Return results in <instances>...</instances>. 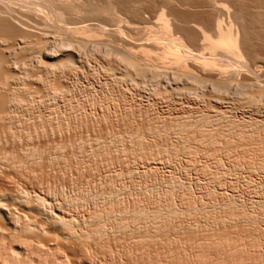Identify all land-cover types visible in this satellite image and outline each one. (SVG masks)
<instances>
[{"label": "rangeland", "instance_id": "rangeland-1", "mask_svg": "<svg viewBox=\"0 0 264 264\" xmlns=\"http://www.w3.org/2000/svg\"><path fill=\"white\" fill-rule=\"evenodd\" d=\"M5 1L0 0V3H3L1 5V7L3 6L1 8L2 11L4 6H6L5 8L8 9H4L5 12H7L5 14L6 17L9 16V18L11 19L12 13L15 14V12L18 11L17 15L18 13H20V20L25 19L27 24H29L26 26L25 20V24L22 23L23 21H21L20 23H22V25L24 24V26H26L27 28L24 27L26 29H22L26 30L25 32L21 31L23 34L21 32L18 33V28H23V26L17 20L13 19L14 16L11 19L12 22H10V19L8 17H5L7 20L9 19L8 22L12 23V25L15 24L19 26L17 28V33H13V35L22 34L23 37H20L23 38V41L27 45V48L19 51V48L17 47L18 42H15V40L13 39V35L12 37L10 36L8 38H4L7 42V44H5L7 45L6 47L10 45H12V47L10 46V51H8L9 47L7 48V52H9V54L7 55H9L10 57H7L9 58V63L6 64V67H9L10 69L8 68V71L5 67L6 69L4 68L5 70H3L2 72L5 71V77L9 75L8 77H10L9 79L11 80H9L7 86L5 85L6 87L4 86L1 89L2 91L0 90V96L6 95L9 91H11L7 95L17 96V98L20 97L22 98L20 100L23 101L22 103L21 101L17 102L19 103L18 105L16 104L17 106L15 104L14 106L12 105V109H10V106L9 109L12 112L9 111V115H6L7 117L4 118L0 116V118H2L0 120V157L6 156L12 158V161L13 158L15 160L13 161L15 162L14 166L12 164H6L5 162L0 163V166L2 164L1 167H3H0V196L2 195V198H4L1 200L2 202H4V205L2 206L4 210H1L2 208L0 204V264H2L1 257L3 256L4 252H6V250L7 252L10 251L9 253L13 252V256L17 255L20 257L25 256L23 253H25V248L27 247L26 244L23 243L24 241L21 243H17V241H15V236L18 234L16 231L13 232L14 228L13 226H11L12 224L4 217L6 211H12L11 213H13L14 216H20L22 219L26 217L24 220H28L29 222L31 221L30 223L32 227L36 229V231H40L39 229H41L42 227V231L46 232L42 233L41 231L40 234L36 233L37 235L30 233H25L23 235V233H20L22 234L21 236H24V239L22 238L23 240L30 242L31 244L40 248H45L46 250L48 249V251L50 250L46 255H33L34 257L32 258L36 263L41 261H45L47 263H51L53 261H63L64 263L66 262V264H264V255H259L256 253L253 255H247L236 252L223 253L222 248L211 245L212 239L223 237L231 238L232 240H236V242L239 241L246 245L250 240H252V238H264V231H262L264 228V221H261L264 219H260L264 216V205L258 206L254 203L255 201L258 202L264 199V172H257L256 170V173L255 171L254 173H249L248 171L250 167H258L257 164H255V166L253 164V166H250V164L254 160H256L255 162H261L262 165H264V34H257V36L252 35L251 38H249L250 43L252 42L251 45L249 43V50L251 51H249V53H251L250 56L249 54H245L243 50H240V52L242 51L240 56L237 57L238 54L236 56V54L232 53L233 56L235 55L233 57L231 55V52H229V54L228 52L224 53L222 51H219L218 49H210L209 46L205 44V42L199 41V36H197L196 34V32L200 33L198 28L200 26H204L205 28L201 27V30L202 28L203 30H205L206 27H209L208 29H206V32L210 36L213 35V32L209 30L211 25L209 23L210 20L214 19L215 15H219L218 11H220H215L213 9L212 13L210 11L211 8L207 7L206 4L203 5L202 3H200V0H183L184 2H182V0H144V3L143 0H106V2H104L105 0H94L95 4L97 3V5H100V3H110V1H113L114 4L115 2H117V4L119 5L121 4L120 6L116 4L117 6L115 5L116 7L114 9L115 13L117 11L118 15H115L118 16L119 19H117L116 17L118 21H110L109 19L106 20L105 16L102 14L101 16H96V18L95 15H91L90 18L92 19V21L89 20L88 22H86L90 26V29L87 27L86 30L89 29L88 31L81 32H79L81 30L79 28L82 26V24H80L79 21V23L77 22L78 19H73L72 23V20L68 19L67 17L69 16L67 15V12L63 13L60 10H56L47 0H33V4L27 2L25 3L24 1H22V4L20 1ZM76 1L81 3L85 0ZM234 1L240 2V0H220V5H222L221 9H224H222L223 12H220L223 13L222 18H224L225 22L228 16L231 17V20H233V7L236 6ZM242 1L240 3H243V6H247V10L250 11L249 14L255 12V15L252 14V17L255 16L258 20L262 19V21L260 20V22L264 23V16L261 15L262 18L257 17L258 13L262 14V10H264V0H255L256 2L253 0H250V2L249 0H244L243 2ZM10 2L13 3L12 8V5H7V3L10 4ZM94 2L93 0H90V3L94 4ZM113 3L111 2V4ZM246 6H244L245 9ZM36 7H38V9H36ZM162 9L164 10V14H162V16L159 18L158 14L160 11L162 12ZM202 10L205 11L203 12ZM259 10L262 12H260ZM200 11L202 13H200ZM257 11L259 12L256 13ZM21 12H23V16H21ZM165 12L167 13V16ZM4 13H2V15L0 16H3ZM10 13L11 15H8ZM79 14L84 15L81 12ZM28 15H31L32 17H29ZM160 15L161 14H159V16ZM188 15L189 18H187ZM80 16H74V18H80ZM17 17L14 18L17 19ZM20 17H18V20ZM69 17H71V14ZM33 18H36L37 20L35 19L34 22ZM181 18H183V21L180 20ZM120 19L125 20L121 22ZM155 19L159 21V25L156 23L157 21ZM166 19H169L170 22H167ZM230 19L228 18V20ZM30 20L34 23L30 22ZM40 20H42L43 22L41 21V23ZM68 20L71 23L68 22ZM36 21L41 23V25H38L39 23H36ZM65 21L68 23H65ZM106 21L108 22L106 23ZM200 21L204 23L202 24ZM160 22L163 23L162 25H165V23H167V27L168 25H170L171 27L169 26L168 28L172 31L173 35L174 32H180L181 37H184L183 40L182 38L180 39L183 42L185 41L184 43L187 45V47H192L188 50L187 47L179 46L177 43L176 45L173 44L172 48L169 47V45L172 46L171 41L175 42V40H172L171 37V39L169 38L170 40H167L168 37L163 38V33L162 35H160L162 32H160V28L162 27ZM185 22L188 26L184 25ZM189 22L191 24L193 22L196 23H193L191 25ZM43 23L45 25H43ZM86 23L83 25L87 26ZM174 23H176V25ZM32 24H34L36 28ZM71 24L76 26L72 27L73 25ZM133 24H136L137 26H134ZM173 24L178 28H174V26H172ZM196 24L197 26L195 27ZM30 26H32V28ZM40 26L45 28H41ZM70 26L71 28H69ZM99 26H101V28L104 27V30L100 29ZM115 26H117V28ZM38 27L43 30H40ZM29 28H31V30H29ZM44 29L48 30L47 32L49 33L45 32ZM112 29L118 30L117 32H112ZM175 29L177 31H175ZM184 29L188 30L189 35ZM75 30H77V32ZM161 30H163V28ZM189 30L190 32L193 31L191 33H194L195 35L194 36L192 34V39H189L191 38V33L189 32ZM208 30L209 32H211L209 33ZM34 31L37 33H34ZM42 31H44V33H42ZM52 31L55 33L53 34ZM135 31H137V34L135 33ZM139 32L141 35L139 34ZM182 32L184 36L182 35ZM30 33H32V35ZM38 33L41 34V36ZM106 33L107 35H105ZM178 33L177 35L180 36ZM76 34L78 36H76ZM126 34H128L129 36H127ZM30 35H35V37H30ZM108 35L111 36L109 37ZM159 35L162 36V40H160L161 37H159L160 39L157 38ZM187 35L189 38L187 37ZM16 36H14V38H16ZM24 36H28V38ZM196 36L198 39L195 38ZM52 37L55 38L53 39ZM56 37H61L65 40L67 39V41L64 40L65 43L62 42L63 45H60L59 42H61V39L58 40L56 39ZM133 37L136 40H134ZM142 37L145 38L143 39ZM11 38L12 40H9L11 41L9 45L7 40ZM148 38L153 39H149L147 40L148 42H146V39ZM156 38L157 40H155ZM138 39L140 40V42ZM71 40L72 42H83L82 45H84V47H82L81 44H79L80 46L78 45L80 48L77 47V45L76 47L75 45L71 46ZM152 41L154 42V44L156 42H160V44L157 43V46H155L153 45ZM145 42L148 44H146ZM75 43L76 42H74V44ZM99 43L102 44L100 45ZM138 43L139 46L140 44H142V49L145 48L144 53L146 54L143 53V50L140 49V47L139 49L142 50V52L137 51L139 50L136 49ZM109 44L113 47L112 50L106 48L107 46L109 48ZM162 44H167L168 46H166L170 48L171 52L173 49L175 50V47H180V50L177 49V51L179 50L181 54V56L179 55V57H184L182 58V60L185 61L177 62L176 60H178L179 57L176 54L174 55L175 51L173 52V54L170 52L171 55L168 54L169 52L166 53L169 49H167L166 51L167 47L164 45L166 48H162L164 47ZM202 44H204L205 46ZM97 45H99L100 47ZM36 46L42 47L36 48ZM129 46L133 47V49L131 47V49L133 50L132 52H141L143 55L142 58L141 54L139 56L138 53L137 57L135 56V58H140L141 60L146 59L145 61L148 63V68L154 66V68H152L153 70H150V68L143 71H138L135 70L136 68L134 69L132 67L131 68L134 71L130 67L129 69V64L125 62L126 58L125 60L122 59L125 56L122 50H124V48L128 49ZM43 47L45 49H42ZM72 48L74 49V51H72ZM115 48L117 49V51L114 50ZM119 48L120 50H122L118 51ZM134 48L136 50H134ZM193 49L195 50L193 51ZM88 51L89 53H87ZM71 54H73L74 56L72 55L71 57ZM7 55L5 53V56ZM83 55L84 57H82ZM108 55H110L111 57ZM116 55L119 57L118 60H121L120 62H118ZM203 55L205 57H203ZM243 55H247L245 56L247 58H245ZM170 57L174 60L176 58V62H173V59H171ZM18 58L21 60L23 59V62H20ZM71 58L75 62H72ZM39 59H41V62L39 61ZM79 59L80 61H78ZM205 60L207 61V63L208 61L212 63L214 62V65H211L212 67L204 65L203 63L205 62ZM156 61L159 62L157 63ZM200 61L202 62L200 63ZM111 62H115V65ZM164 62L168 64H165ZM184 62L186 66L184 65ZM69 63L73 65H70ZM119 63L122 64L120 65ZM156 63L157 65H155ZM161 63L163 65L160 66L159 64ZM62 64L64 65V68ZM65 65H67L68 68L70 66L69 70L66 69L67 66ZM183 65L184 67L182 68L181 66ZM57 66L59 69L57 68ZM227 66H230V69ZM179 67H181L184 72L187 73H190L189 69L190 71L192 69V74L188 76L189 78H191L189 79L187 76L181 78L183 76L179 74V71L181 73L182 69L180 70ZM53 68L55 72L53 71ZM155 68H157V71ZM161 68H163L164 71H161L160 73V71L158 72V69L160 70ZM186 68L187 71L185 70ZM126 69L128 72L125 71L124 73V70ZM67 70L69 71L68 73ZM168 70L170 72L173 71L174 73H167L169 72ZM62 71L64 73H62ZM176 71L178 72L176 73ZM156 72H158L159 74ZM135 73L137 74L136 77ZM164 73H166L167 75H164ZM172 73L174 74V76H172ZM212 73H214L215 75ZM12 74L13 76H10ZM127 74L128 76H126ZM138 74L140 75L138 76ZM198 74H200V76ZM14 75H16V77L14 78L16 79V82L11 78L14 77ZM212 75L218 76L219 79H223L220 80L221 82H224V79H226V81L228 80L226 82V85L224 84L225 82L221 84L220 82H212L211 79L213 78V81L216 82L215 77H211ZM130 77L132 78V80H130ZM207 77L209 79L211 78L210 85ZM38 78L40 80H38ZM241 78H245V81ZM248 78L252 79V81L248 80ZM153 79L154 81H151ZM172 79H174L176 82H174V80ZM177 79H179L180 81ZM187 79H189L190 82ZM238 80L241 82L238 83ZM246 80L248 81L246 82ZM230 81L232 82V84ZM235 81L237 83H235ZM242 81L244 83H242ZM213 83L215 84L214 88L218 91L214 90L213 87H210ZM216 84L218 85V87ZM219 84L220 86L222 84L225 85L222 86L224 88L221 87L223 90L220 88L222 92L218 89L220 87ZM253 84L255 86H252ZM256 84L263 85L261 87ZM226 86L228 87V89ZM239 86H241L242 89L238 88ZM229 87L231 88L229 89ZM61 88L64 91H62ZM258 88L262 92H260ZM59 89H61L62 92ZM26 94L27 97L25 96ZM260 94L262 95L261 97ZM202 124H204V126ZM140 139L141 141H139ZM177 148L181 152H179ZM183 149L184 151H182ZM32 152L36 153L37 155L33 154ZM175 153L177 154L176 156H174ZM168 155H170L171 157H168ZM31 157L34 159H32ZM54 162L56 164L58 163V165H55ZM218 165L221 167H219ZM5 168L7 170H5ZM215 173L217 175L220 173L218 175V177H221H219V179H221L219 180V182H217L218 177L213 178L214 176H216ZM18 175L20 176L18 177ZM173 182H175L176 184ZM119 191L121 192V194L118 193ZM166 191L170 192L171 194H168V192L166 193ZM114 192L115 194L117 193L120 200H122L123 198L122 201L125 200L124 202H126L127 199L128 204H124L127 207L128 205L130 206L125 210L126 213L124 212V214L123 210L121 211L116 208H114L115 210L112 209L116 214L112 210L111 212L109 211V214L107 213L108 215L105 213L103 215L104 221L102 222L107 225L104 228H107V232L104 231L103 234L106 233V236H108V238H105L106 236L104 234V237L100 235L99 237L97 236V239L96 237H93L94 233L90 234V230L93 229L94 225H92V221L91 224H89L90 222L87 218H91L90 215L93 214L92 211L94 212L95 210H98L101 206L100 204H103L105 202L104 199L107 200L111 193L113 196ZM165 193L169 196L165 195ZM19 194L20 196H27L28 194V196L31 197H33V195H36L38 197L39 195L40 198H44V202H40L42 200L41 199L39 201L36 200L37 202L34 203L43 205L45 203L44 206H47L45 207L47 209H50V207L53 208L57 205V203H60L59 206L63 205L61 209L66 213L62 212V214H64L65 216L74 217L76 220H78V222L76 223L81 224H78V226L76 225L77 229H79L80 227L79 230L81 231V228L84 227V229L87 228V230L85 229L82 231H90L89 240L86 238L87 244H85L86 246L83 245L85 247V250L79 242H74V244L70 247L67 246L66 243H62L58 238L57 230L48 225V223H46L42 216L35 213L34 215H32V213H30V211H28L25 206L23 207V203L19 205L17 204L18 202L16 200H13V198L15 199V197H19ZM103 194L105 197L103 196ZM98 195H100V197ZM158 195L160 196V198L161 196L162 198L164 196H168V198L172 200L173 204L175 203V205L177 206L176 208L178 209H186L190 207L188 206L189 204H186L187 197H192V200L196 199V201H199L194 205V208H197L196 210H192L194 212H183L184 214L181 213L182 215H177L178 217L172 220V222H169L170 224L165 223V225H160L161 227L154 224L153 227L151 226L152 224L144 226V224H147L145 222L142 223L138 221L139 223L137 222V224L136 222L133 224L132 222H130V226H128V229L123 230V232H121L122 230H119L121 233L119 231L116 232L118 230L115 228L117 222H121L124 220L126 222H129L130 220H132V217L130 218V216L132 215L129 211L132 205L130 204L128 199L131 200V198L133 199L134 196L138 197L139 199L141 198V205H145V207L147 208V206L152 207L151 203L149 202L154 198L158 199ZM9 196L12 197V199L10 197L11 200L9 199ZM183 196L186 197L185 201L181 199H184ZM63 197H66L68 199H64ZM230 198L232 199L231 204L234 206L237 203L238 207L235 205L232 208L230 204ZM180 199L183 201L182 203H180ZM233 200L235 202H233ZM162 202L159 203L161 209V205H163ZM64 203L66 205H64ZM179 203L181 205L183 204L182 207ZM228 203L231 207H228ZM96 204H99V206ZM5 206L8 208L6 209ZM97 206L98 209L95 208ZM243 211L253 214L255 213V215L258 216H256V218H259L261 222H257L258 220L256 222L252 221L253 223H251L250 221L246 222V220L244 218H241V216L238 217V215L243 213ZM56 212L58 211L56 210ZM229 213H232L231 215L234 214V216H230ZM261 213L263 214L261 215ZM113 214H115L116 216ZM120 214H123L124 216H121ZM235 214L237 215L238 219L237 217L235 218ZM82 216L84 217L83 219H81ZM106 218H108L109 221L107 219L106 222ZM126 218L128 219L126 220ZM32 221L34 223H32ZM114 221L116 222L114 223ZM85 222L91 225V227H89V225H86ZM110 222L112 223L108 224ZM155 225L158 227L156 228ZM133 226L136 233L138 232V235L135 233L136 237L133 236L135 232L132 231ZM113 228L115 229L114 232ZM129 228L131 229L132 233L131 231H129ZM158 228L160 229V231L157 230ZM146 229L148 230L146 231ZM144 230L147 233H145ZM152 230H155L156 232H153ZM54 232L57 236L53 234ZM149 232L150 234H148ZM124 233L128 234L129 236ZM142 233L146 234L145 236L147 238L149 237L148 235H151L153 240L149 237V240H144L145 242L141 240L140 242L139 238H145V236L143 237ZM110 235H112L113 238L112 236L110 237ZM55 237H57L56 242ZM101 239L103 240L100 243ZM77 243L78 245H75ZM80 246L84 251L80 249ZM54 250H56V252ZM52 251L54 252L50 253ZM200 252L201 255H193V253L198 254ZM203 252H205V255H202ZM217 260H222L223 263H219Z\"/></svg>", "mask_w": 264, "mask_h": 264}, {"label": "bare ground", "instance_id": "bare-ground-1", "mask_svg": "<svg viewBox=\"0 0 264 264\" xmlns=\"http://www.w3.org/2000/svg\"><path fill=\"white\" fill-rule=\"evenodd\" d=\"M3 1V0H2ZM5 1V0H4ZM9 1V0H8ZM11 1H20L21 2V4H22V1H24L25 3L27 2V3H30V4H33L34 2H33V0H11ZM36 1V0H35ZM44 1V0H43ZM47 1H49L50 3H51V5H52V7L53 8H55L56 10H60V11H62L63 13L64 12H67V15H69L70 16V14H71V17H69V16H67L68 17V19H71L72 20V23H73V19L75 20H77V22L79 21L80 22V24H82V26L79 28V29H81L79 32H81V31H88L90 28V26L88 25V23H86V22H88L89 20H91L92 21V19L90 18V16L92 15V16H94L95 15V18H96V16L98 17V15H100L101 16V14L102 15H104L105 16V18H106V20L107 19H109L110 21H115V20H117V19H119L118 18V16H116V15H118L117 14V11H116V13H115V7L117 6V5H119V4H117V2H115V4L113 3V1H110V3H100V5L98 4L97 5V3L95 4V2H94V0H93V2H94V4H92V3H90V0H85L84 2H77L76 0H47ZM115 1V0H114ZM155 1V0H154ZM167 1V0H166ZM169 1V0H168ZM175 1V0H174ZM178 1V0H177ZM180 1V0H179ZM187 1V0H186ZM191 1V0H190ZM196 1V0H195ZM199 1V0H198ZM197 1V2H198ZM219 1V2H218ZM230 1H233V0H230ZM237 1V0H236ZM242 0H240V2H241ZM244 1V0H243ZM242 1V2H243ZM252 1V0H251ZM253 1H255V0H253ZM256 1H258V0H256ZM255 1V2H256ZM260 1V0H259ZM263 1V0H262ZM6 2V1H5ZM101 2V1H100ZM104 2H106V0L104 1ZM111 2L113 3V4H111ZM119 2V1H118ZM121 2V1H120ZM159 2V1H158ZM171 2H173V1H171ZM182 2H184L183 0H182ZM200 3H202L203 5H207V7H210L211 8V12L213 11V9L215 10V11H218V10H220L221 12H223L222 11V9H221V7H222V5H220V0H200L199 1ZM235 2V1H234ZM239 1H237V2H235V7H233L234 8V10H233V20H231L230 18L231 17H229L228 16V18L230 19V20H228V18H227V20H226V22L224 21V18H222L223 16V13H221L220 11H218L217 13L219 14L218 16H216L215 15V17H214V19H212V20H210V23L209 24H211L210 25V29L209 30H211L212 32H213V35H208V33L206 32V29H208L209 27H206V29L205 30H203V28H202V30H201V27H204V26H198L199 28V31H200V33L198 32H196L195 30V32H196V34H197V36H199V41H201V42H205V44L206 45H208L209 46V48L210 49H218L219 51H222V52H224V53H226V52H231V55L233 56V54H236V56H237V54H238V56L237 57H239L240 56V54L242 53V51L240 52V50H243V52H245V54H249V56H250V54L251 53H249V43H250V41H249V38H251V36L252 35H256L257 36V34H259V35H261V34H264L263 32H264V23H261L260 22V20L262 21V19H260V20H258V19H256V17L254 16V17H252L253 15H255L254 13L255 12H253V13H250L249 14V12L250 11H248L247 10V6L246 5H244V6H246V9L244 8V6L242 5L243 3H240ZM246 2V1H245ZM244 2V3H245ZM249 2H250V0H249ZM99 3V2H98ZM137 3H139V2H137ZM143 3H144V0H143ZM142 3V4H143ZM225 3V2H224ZM224 3H223V6H224ZM227 3V2H226ZM240 3V4H239ZM259 3V2H258ZM263 3V2H262ZM3 3H0V11H1V14L0 15H2V13H4L5 12V10L4 9H7V8H5L6 6H4V8H3V11L1 10V8L3 7H1V5H2ZM13 3H11L10 2V4H8L7 3V5L9 6H11ZM15 4V3H14ZM117 4V5H116ZM136 4V3H135ZM158 4V3H157ZM164 4V3H163ZM166 4V3H165ZM174 4H176V3H174ZM178 4V3H177ZM181 4V3H180ZM180 4H179V6H180ZM191 4V3H190ZM222 4V3H221ZM229 4V3H228ZM233 4V3H232ZM36 5V4H35ZM116 5V6H115ZM121 5V4H120ZM119 5V6H120ZM140 5V4H139ZM153 5V4H152ZM168 5V4H167ZM183 5H185V4H183ZM198 5V4H197ZM230 5V4H229ZM41 6V5H40ZM145 6V5H144ZM171 6V5H170ZM173 6V5H172ZM177 6V5H176ZM202 6V5H201ZM232 6V5H231ZM13 7V5L11 6V8ZM35 7V6H34ZM141 7H142V5H141ZM146 7V6H145ZM150 7V6H149ZM164 7V6H163ZM168 7V6H167ZM206 7V8H207ZM159 8V7H158ZM173 8V7H172ZM183 8H184V6H183ZM190 8V7H189ZM200 8V7H199ZM20 9V8H19ZM36 9H38V7H36ZM142 9V8H141ZM156 9V8H155ZM175 9V8H174ZM180 9V8H179ZM188 9V8H187ZM186 9V10H187ZM195 9V8H194ZM231 9V8H230ZM229 9V10H230ZM259 9V8H258ZM263 9V8H262ZM261 9V10H262ZM8 10V9H7ZM15 10V9H14ZM44 10V9H43ZM116 10H117V8H116ZM132 10V9H131ZM143 10H145V9H143ZM169 10V9H168ZM173 10V9H172ZM172 10H170V11H172ZM183 10V9H182ZM185 10V9H184ZM191 10V9H190ZM209 10H207V11H209ZM224 10V9H223ZM228 10V11H229ZM17 11V10H16ZM41 11V10H40ZM155 11V10H154ZM163 9H162V12L160 13L159 12V14H161L160 16H159V14H158V17L160 18L161 16H162V14H164L163 13ZM167 11V10H166ZM203 12L205 11V10H202ZM228 11H227V13H228ZM231 11V10H230ZM255 11H256V9H255ZM260 11V10H259ZM259 11H257L256 13H258ZM263 11V12H262ZM262 11H260V12H262V14H260V13H258V18L260 17V18H262V16H264V10H262ZM18 12V11H17ZM17 12H15V14L14 13H12V17L14 16V17H20L19 16V14L20 13H18V15H17ZM83 13L84 15H82V14H79V13ZM134 12H135V8H134ZM133 12V13H134ZM146 12V11H145ZM177 12V11H176ZM188 12V11H187ZM193 12H194V10H193ZM197 12V11H196ZM211 12H207V13H211ZM232 12V11H231ZM7 12H5L4 14H3V16H0V90L6 85L7 86V84H8V82H9V80H11V79H9L10 77H8L9 75H7V73H6V77H5V75H4V73H5V71L4 72H2L3 70H5L6 68H7V70H8V68L9 67H6V64H8L9 63V58H7L9 55H7V54H9V52H7V48L9 47V50L8 51H10V48L12 47V45H10V43H11V41H9V40H12V38L11 39H8L7 41H8V43H9V45L11 46H8V47H6L7 45H5V44H7V42H6V39H4L5 37H12V35H13V33H17V31H18V29H19V31H18V33H20L21 31L22 32H25L26 30H22V29H26L27 27V25L29 24H27V22H26V20L25 19H22V20H20L21 19V17L19 18V20H18V17H17V19L16 18H14L13 17V19H15V20H17L19 23L21 22V21H23L22 23H24L25 24V22H26V26H24V24L22 25V23H20L22 26H23V28L21 27H19L18 25H15V24H13L12 25V23H9L8 21H9V16H7L9 19L7 20L6 18V14ZM8 13H9V11H8ZM11 13L10 14H8V15H11ZM22 13L23 12H21V16H23L22 15ZM46 13H47V11H46ZM120 13V12H119ZM131 13V12H130ZM138 13V12H137ZM155 13V12H154ZM166 13V12H165ZM182 13H184V12H182ZM200 13H202L201 11H200ZM206 13V14H207ZM213 13V12H212ZM216 13V14H217ZM221 13V14H220ZM226 13V14H227ZM14 14V15H13ZM116 14V15H115ZM139 14V13H138ZM141 14V13H140ZM205 14V15H206ZM253 14V15H252ZM260 14V15H259ZM32 15V14H31ZM31 15H28L29 17H32ZM40 15H41V13H40ZM84 16V17H81V16ZM122 15V14H121ZM124 15V14H123ZM173 15V14H172ZM177 15V14H176ZM198 15H199V13H198ZM204 15V16H205ZM208 15V14H207ZM206 15V16H207ZM214 15V14H213ZM257 15V14H256ZM262 15V16H261ZM25 16V15H24ZM74 16H80V18H74ZM146 16V15H145ZM145 16H144V18H145ZM166 16H167V13H166ZM182 16V15H181ZM185 16V15H184ZM183 16V17H184ZM4 17V18H3ZM6 17V18H5ZM11 17V16H10ZM12 17H11V19H12ZM27 17V16H26ZM36 17V16H35ZM48 17V16H47ZM116 17H117V19H116ZM130 17V16H129ZM170 17V16H169ZM172 17V16H171ZM176 17H178V16H176ZM200 17V16H199ZM211 17H212V15H211ZM227 17V16H226ZM22 18H24V17H22ZM38 18V17H37ZM65 18V17H64ZM94 18V17H93ZM121 18V17H120ZM123 18V17H122ZM125 18V17H124ZM132 18V17H131ZM163 18H164V15H163ZM173 18V17H172ZM175 18V17H174ZM187 18H189V15L187 16ZM186 18V19H187ZM201 18H203V17H201ZM264 18V17H263ZM10 19V22H12V20ZM30 19H32V18H30ZM34 19V18H33ZM36 19V18H35ZM35 19H34V22H35ZM66 19V18H65ZM99 19V18H98ZM103 19H104V17H103ZM129 19V18H128ZM128 19H126V20H128ZM142 19V18H141ZM147 19V18H146ZM151 19H153V18H151ZM157 19V18H156ZM155 19V20H156ZM170 19V18H169ZM167 20V22H170V20ZM183 18H181L180 20L181 21H183L182 20ZM192 19H195V18H192ZM197 19V18H196ZM226 19V18H225ZM24 20H25V22H24ZM37 20V19H36ZM53 20V19H52ZM108 20V21H109ZM121 20V19H120ZM123 20H125V19H123ZM123 20H121V22L123 21ZM143 20V19H142ZM158 20V19H157ZM156 20V21H157ZM160 20V19H159ZM164 20V19H163ZM177 20V19H176ZM208 20H209V17H208ZM264 20V19H263ZM28 21V20H27ZM39 21V20H38ZM38 21H36V23H39ZM42 20H40V22H41ZM59 21V20H58ZM67 21V20H66ZM65 21V23H68V22H70L69 20H68V22H66ZM98 21V20H97ZM105 21V20H104ZM108 21H106V23L108 22ZM118 21V20H117ZM151 21V20H150ZM191 21V20H190ZM195 21V20H194ZM206 21V20H205ZM212 21V22H211ZM30 22H32L31 20H30ZM34 22H32V23H34ZM43 22V21H42ZM41 22V23H42ZM78 22V23H79ZM100 22V21H99ZM126 22V21H125ZM158 22L159 21H157L156 23L158 24ZM165 22V21H164ZM172 22V21H171ZM199 22V21H198ZM197 22V23H198ZM201 22V21H200ZM15 23V22H14ZM41 23H39L38 25H41ZM71 23V22H70ZM69 23V24H70ZM86 23V25L87 26H85V25H83V24H85ZM113 23V22H112ZM111 23V24H112ZM124 23V22H123ZM149 23V22H148ZM153 23V22H152ZM154 23H155V21H154ZM161 23V22H160ZM179 23V22H178ZM190 23V22H189ZM194 23V22H193ZM192 23V24H193ZM196 23V22H195ZM194 23V24H195ZM202 23V22H201ZM200 23V24H201ZM204 23V22H203ZM202 23V24H203ZM225 23V24H224ZM75 24V23H74ZM89 24H90V22H89ZM96 24V23H95ZM121 24V23H120ZM125 24V23H124ZM137 24V23H136ZM136 24H133L134 26H137ZM156 24V25H157ZM163 23H161V28H160V32H161V34L160 33H158V34H160V35H162V33H163V38H167V40H170L171 38H172V40H175V42H173V41H171L172 42V46L171 45H169V47H173V44H175L176 45V43L179 45V46H185V47H187V45L182 41L183 40V38L184 37H181V35H180V32L178 33V32H174V35L172 34V31L171 30H169V26L170 25H168V27L166 26V24L167 23H165V25H162ZM172 24V23H171ZM175 25H176V23H174ZM174 24L172 25V26H174ZM182 24H184V23H182ZM191 24V23H190ZM191 24V25H192ZM207 24V23H206ZM208 24V25H209ZM14 25H15V27H14ZM32 25H34V24H32ZM37 25V24H36ZM43 25H45L44 23H43ZM71 25H73V24H71ZM113 25V24H112ZM118 25V24H117ZM146 25V24H145ZM148 25V24H147ZM159 25V24H158ZM179 25V24H178ZM177 25V26H178ZM184 25H187L186 24V22H185V24ZM69 26V25H68ZM67 26V27H68ZM76 25H73L72 27H75ZM80 26V25H79ZM94 26V25H93ZM180 26H183V25H180ZM188 26V25H187ZM197 26V24L195 25V27ZM19 27V28H18ZM24 27H26V28H24ZM31 28H32V26H30ZM34 27L36 28V26L34 25ZM34 27H33V29H34ZM41 27V26H40ZM65 27V26H64ZM87 27L89 28L88 30H86L87 29ZM98 27V26H97ZM100 27V29H103L104 27H102L101 28V26H99ZM109 27H110V25H109ZM116 28H117V26H115ZM143 27V26H142ZM149 27V26H148ZM151 27V26H150ZM171 27V26H170ZM186 27V26H185ZM184 27V28H185ZM192 27V26H191ZM18 28V29H17ZM31 28H29V30H31ZM39 28V27H38ZM37 28V29H38ZM41 28H45V27H41ZM69 28H71V26L69 27ZM92 28V27H91ZM112 28V27H111ZM139 28V27H138ZM163 28V30H161ZM174 28H178V27H175L174 26ZM182 28V27H181ZM187 28V27H186ZM189 28V27H188ZM205 28V27H204ZM40 29V28H39ZM94 29V28H93ZM158 29V28H157ZM180 29V28H179ZM40 30H43V29H40ZM39 30V31H40ZM45 30V29H44ZM99 30V29H98ZM104 30V29H103ZM102 30V31H103ZM117 30L118 29H115V30H113L112 29V32H117ZM133 30V29H132ZM131 30V31H132ZM141 30V29H140ZM155 30H156V28H155ZM154 30V31H155ZM185 30V29H184ZM183 30V31H184ZM209 30H208V32H209ZM28 31V30H27ZM36 31V30H35ZM34 31V33H37V32H35ZM38 31V32H39ZM48 30H45V32H47ZM76 32H77V30H75ZM109 31V30H108ZM120 31V30H119ZM118 31V32H119ZM150 31H152V30H150ZM159 31V30H158ZM173 31H174V29H173ZM175 31H177L176 29H175ZM181 31V30H180ZM185 31H187V33H188V30H185ZM210 31V32H211ZM21 32V33H22ZM32 32V31H31ZM51 32V31H50ZM53 32V31H52ZM71 32V31H70ZM72 32H74V31H72ZM100 32V31H99ZM137 31H135V33H136ZM156 32H157V30H156ZM156 32H155V34H156ZM189 32H190V30H189ZM191 32H193V31H191ZM190 32V33H191ZM209 32V33H210ZM262 32V33H261ZM42 33H44V31H42ZM47 33H49V32H47ZM55 32H53V34H54ZM56 33H58V32H56ZM134 33V34H135ZM143 33V32H142ZM166 34V36H165V34ZM177 33L180 35V36H178L177 35ZM207 33V34H206ZM23 34V33H22ZM22 34L21 35H13V39L15 40V42L17 41L18 43V48H19V51L20 50H22V49H26L27 47V45L25 44V42L23 41V36H22ZM25 34V33H24ZM28 34V33H27ZM31 35H32V33H30ZM39 34V33H38ZM80 34V33H79ZM83 34V33H82ZM91 34H92V31H91ZM94 34V33H93ZM118 34V33H117ZM116 34V35H117ZM119 34H121V33H119ZM137 34V33H136ZM139 34H140V32H139ZM145 34V33H144ZM151 34H152V32H151ZM154 34V33H153ZM157 34V35H158ZM184 34H185V32H184ZM192 34L194 35V33H191V38H189L188 37V35H189V33H188V35H187V37L189 38V39H192ZM199 34V35H198ZM30 35V37H35V35L34 36H31ZM40 36H41V34H39ZM46 35H50V34H46ZM56 35V34H55ZM84 35V34H83ZM100 35V34H99ZM104 35V34H103ZM105 35H107V33L105 34ZM114 35V34H113ZM127 36H129L128 34H126ZM141 35V34H140ZM139 35V36H140ZM156 36L158 39H160L159 37H161V39L160 40H162L163 38H162V36ZM182 35H183V32H182ZM258 35V36H259ZM14 36H16V38H14ZM20 36H22V37H20ZM38 36V35H37ZM44 36V35H43ZM42 36V37H43ZM52 36H54V35H52ZM76 36H78L77 34H76ZM109 36V35H108ZM111 36V35H110ZM109 36V37H110ZM119 36V35H118ZM132 36H134V35H132ZM131 36V37H132ZM137 36V35H136ZM135 36V37H136ZM149 36V35H148ZM165 36V37H164ZM174 36H178V37H174ZM184 36V35H183ZM195 36V35H194ZM197 36L195 37V38H197ZM214 36H215V38H214ZM20 37V38H19ZM24 37H27L28 38V36H24ZM45 37V36H44ZM80 37V36H79ZM90 37V36H89ZM146 37H147V35H146ZM152 37V36H151ZM171 37V38H170ZM37 38H39V37H37ZM53 38V37H52ZM55 38V37H54ZM53 38V39H54ZM68 38V37H67ZM81 38V37H80ZM92 38V37H91ZM96 38V37H95ZM130 38V37H129ZM134 38V37H133ZM137 38V37H136ZM143 38V37H142ZM145 38V37H144ZM143 38V39H144ZM157 38L155 39V40H157ZM170 38V39H169ZM180 38H182V40L180 39ZM194 38V37H193ZM264 38V37H263ZM16 39H18V40H16ZM56 39H61L60 41L61 42H59V44L60 45H63V43H65L64 42V38H57L56 37ZM62 39H63V41H62ZM69 39V38H68ZM100 39V38H99ZM103 39V38H102ZM115 39V38H114ZM131 39V38H130ZM141 39V38H140ZM149 39H153V38H148V39H146V42H148L147 40H149ZM198 39V38H197ZM261 39V38H260ZM42 40V39H41ZM40 40V41H41ZM76 40V39H75ZM86 40V39H85ZM125 40V39H124ZM134 40H136L135 38H134ZM139 40V39H138ZM196 40V39H195ZM258 40V39H257ZM44 41V40H43ZM47 41V40H46ZM65 41H67V39L65 40ZM114 41V40H113ZM130 41V40H129ZM133 41V40H132ZM142 41V40H141ZM189 41H192V40H189ZM198 41V40H197ZM259 41V40H258ZM262 41V40H261ZM6 42V43H5ZM63 42V43H62ZM71 43V46L72 45H75V47H76V45H77V47H79L80 45L79 44H81V46L82 47H84V45H82V43L83 42H81L80 43V41H74V42H76V43H78V44H74V42H72V40L70 41ZM139 42H140V40H139ZM145 42V43H146ZM151 42V41H150ZM153 42V41H152ZM256 42V41H255ZM73 43V44H72ZM109 43V42H108ZM117 43V42H116ZM130 43V42H129ZM142 43V42H141ZM144 43V44H145ZM157 43H159L160 44V42H156L155 44H154V42H153V45H155V46H157ZM32 44V43H31ZM30 44V45H31ZM56 44V43H55ZM88 44V43H87ZM93 44V43H92ZM100 45L102 44V43H99ZM104 44V43H103ZM124 44V43H123ZM143 44V45H144ZM146 44H148V43H146ZM201 44V43H200ZM252 44V42L250 43V45ZM79 45V46H78ZM89 45V44H88ZM110 45V44H109ZM128 45H130V44H128ZM127 45V46H128ZM131 45H132V43H131ZM150 45V44H149ZM148 45V46H149ZM163 46L165 45H167V44H162ZM177 45V46H178ZM202 45H204V44H202ZM35 46V45H34ZM43 46V45H42ZM42 46H40V47H42ZM97 46H99V45H97ZM105 46V45H104ZM111 46V45H110ZM109 46V48H108V46L106 47L107 49H113V47L111 48ZM141 46H142V44H140V46H139V43H138V46H137V48L136 49H139V47H140V49H142L141 48ZM147 46V47H148ZM162 47V48H166V47ZM189 46V45H188ZM205 46V45H204ZM33 47V46H32ZM37 47H39V46H36V48ZM39 47V48H40ZM51 47V46H50ZM54 47H56V46H54ZM59 47V46H58ZM67 47V46H66ZM90 47V46H89ZM100 47V46H99ZM105 47H103V48H105ZM125 47V46H124ZM132 47V46H131ZM131 47L129 46L128 47V49L127 48H124V50H122L123 51V53L125 54V56H124V58H122V59H124L125 60V58H126V60L128 61H126L125 60V62L127 63V64H129V66H128V68L130 67H132V68H136L135 70H146V69H150V70H153L152 68H154V66H151V67H149L148 68V63L145 61L146 59H144V60H141L140 58H135V56L137 57V53H138V55L140 56V54H141V58H142V50H143V53H144V49H142V50H137V51H141L140 53L139 52H132L133 50V47H132V49H131ZM159 47V46H158ZM192 47V46H191ZM190 47V48H191ZM198 47H199V45H198ZM200 47H201V45H200ZM251 47V46H250ZM16 48V47H15ZM15 48H14V50H15ZM62 48V47H61ZM74 48V47H73ZM72 48V49H73ZM80 48V47H79ZM78 48V49H79ZM92 48H94V47H92ZM96 48H98V47H96ZM95 48V49H96ZM129 48H130V50H129ZM155 48H157V47H155ZM180 47H175V50L173 49L172 50V52H171V50H170V48H166V51H167V49H169L166 53H168V54H170V52L173 54V52H174V55L176 54V55H178V57H179V55L181 56V54H180V52H179V49ZM188 48V50L190 49L189 47H187ZM196 48V47H195ZM254 48V47H253ZM29 49H31V48H29ZM33 49V48H32ZM42 49H45L44 47L42 48ZM42 49H40V50H42ZM60 49V48H59ZM82 49V48H81ZM94 49V50H95ZM135 48H134V50H136ZM153 49V48H152ZM177 49H179L178 51H177ZM201 49V48H200ZM36 50V49H35ZM58 50V49H57ZM64 50V49H63ZM69 50V49H68ZM71 50V49H70ZM100 50V49H99ZM114 50H116L117 51V49L115 48ZM120 50V48L118 49V51H121ZM165 50V49H164ZM164 50H162V51H164ZM195 49H193V51H194ZM199 50V49H198ZM13 51V50H12ZM18 51V50H17ZM26 51V50H25ZM24 51V52H25ZM29 51V50H28ZM27 51V52H28ZM30 51H33V50H30ZM72 51H74V49L72 50ZM91 51H93V50H91ZM115 51V52H116ZM191 51V50H190ZM196 51H197V49H196ZM201 51V50H200ZM204 51V50H203ZM202 51V52H203ZM36 52V51H35ZM40 52V51H39ZM43 52H45V51H43ZM47 52V51H46ZM54 52V51H53ZM52 52V53H53ZM99 52V51H98ZM108 52V51H107ZM106 52V53H107ZM149 52V51H148ZM178 54H177V53ZM182 52V51H181ZM209 52V51H208ZM210 52H212V51H210ZM251 52V51H250ZM253 52V51H252ZM5 53H6V55L7 56H5ZM23 53V52H22ZM32 53V52H31ZM55 53V52H54ZM71 53V52H70ZM87 53H89V51L87 52ZM91 53V52H90ZM110 53V52H109ZM114 53V52H113ZM134 53V54H133ZM233 53V54H232ZM21 54V53H20ZM28 54H30V53H28ZM33 54V53H32ZM31 54V55H32ZM38 54V53H37ZM40 54V53H39ZM68 54V53H67ZM67 54H66V56H67ZM83 54H85V53H83ZM94 54V53H93ZM97 54V53H96ZM136 54V55H135ZM144 54H146V53H144ZM204 54V53H203ZM209 54V53H208ZM230 54V53H229ZM254 54H255V52H254ZM13 55V54H12ZM26 55V54H25ZM35 55V54H34ZM65 55V54H64ZM72 55L73 54H71V57H72ZM78 55V54H77ZM82 55V54H81ZM87 55V54H86ZM113 55V54H112ZM115 55V54H114ZM123 55V54H122ZM150 55V54H149ZM171 55V54H170ZM173 55V56H174ZM184 55V54H183ZM186 55H188V54H186ZM185 55V56H186ZM199 55H200V52H199ZM45 56H47V55H45ZM70 56V55H69ZM74 56V55H73ZM76 56V55H75ZM89 56H90V54H89ZM108 56H110V55H108ZM117 56V55H116ZM138 56V57H139ZM169 56V55H168ZM173 56H171V57H173ZM209 56V55H208ZM212 56H213V54H212ZM215 56V55H214ZM235 56V55H234ZM233 56V57H234ZM244 56V55H243ZM245 56H247V55H245ZM244 56V57H245ZM248 56V57H249ZM252 56V55H251ZM10 57V56H9ZM12 57V56H11ZM16 57V56H15ZM29 57V56H28ZM32 57V56H31ZM49 57V56H48ZM51 57V56H50ZM82 57H84V55L82 56ZM102 57H103V55H102ZM111 57V56H110ZM113 57V56H112ZM115 57V56H114ZM146 57H147V55H146ZM170 57V58H171ZM175 57V56H174ZM177 57V56H176ZM203 57H205L204 55H203ZM217 57V56H216ZM236 57V58H237ZM7 58V59H6ZM14 58V57H13ZM25 58V57H24ZM27 58V57H26ZM37 58V57H36ZM87 58V57H86ZM118 56H117V60H118ZM165 58V57H164ZM182 58H184V57H182ZM182 58H180L179 57V61L178 60H176V58H175V60L177 61V62H180V61H185V60H182ZM210 58V57H209ZM223 58V57H222ZM221 58V59H222ZM235 58V59H236ZM245 58H247V57H245ZM19 59V58H18ZM31 59V58H30ZM65 59V58H64ZM73 59H74V57H73ZM76 59V58H75ZM88 59V58H87ZM107 59V58H106ZM113 59V58H112ZM171 59H173V58H171ZM190 59V58H189ZM192 59V58H191ZM242 59H243V57H242ZM250 59V58H249ZM255 59V58H254ZM8 60V61H7ZM20 60V62L23 60H21V59H19ZM37 60V59H36ZM60 60V59H59ZM83 60V59H82ZM105 60V59H104ZM166 60V59H165ZM174 59L172 60L173 62H176ZM193 60V59H192ZM197 60V59H196ZM204 60V59H203ZM253 60V59H252ZM14 61V60H13ZM12 61V62H13ZM39 61L41 62V59H39ZM71 61L72 62H75V61H73L72 60V58H71ZM70 61V62H71ZM78 61H80V59L78 60ZM106 61V60H105ZM104 61V62H105ZM109 61V60H108ZM113 61V60H112ZM121 60H118V62H120ZM164 61V60H163ZM169 61V60H168ZM167 61V62H168ZM171 61V60H170ZM213 61V60H212ZM226 61V60H225ZM243 61H244V59H243ZM23 62V61H22ZM29 62V61H28ZM71 62V63H72ZM86 62H87V60H86ZM117 62V61H116ZM122 62H124V61H122ZM157 63L159 62V61H156ZM160 62H161V60H160ZM189 62V61H188ZM202 61H200V63H201ZM251 62V61H250ZM257 62V61H256ZM14 63V62H13ZM15 63H16V61H15ZM45 63V62H44ZM43 63V64H44ZM67 63V62H66ZM71 63H69L70 65H73V64H71ZM112 64H114L113 62H111ZM155 63V62H154ZM157 63L155 64V65H157ZM165 64H168V63H166V62H164ZM212 62H210V61H208V63H207V61L205 60V62L203 63L204 65H206V66H213L214 65V62L211 64ZM65 64V63H64ZM86 64V63H85ZM120 64V63H119ZM122 64V63H121ZM120 64V65H121ZM124 64V63H123ZM164 64V65H165ZM172 64V63H171ZM177 64V63H176ZM175 64V65H176ZM252 64H256V63H252ZM24 65V64H23ZM37 65V64H36ZM50 65V64H49ZM81 65V64H80ZM109 65V64H108ZM115 65V64H114ZM131 65V66H130ZM160 66L161 65H163L162 63L161 64H159ZM178 65V64H177ZM176 65V66H177ZM184 65L186 66V64H185V62H184ZM184 65L183 66H181L182 68L184 67ZM222 65H224V64H222ZM248 65H250V64H248ZM8 66V65H7ZM9 66H10V64H9ZM15 66V65H14ZM59 66V65H58ZM58 66H57V68H58ZM62 66H63V68H64V65L62 64ZM65 66H67V65H65ZM126 66V65H125ZM197 66V65H196ZM211 66V67H212ZM221 66V65H220ZM254 66V65H253ZM6 67V68H5ZM17 67V66H16ZM15 67V68H16ZM46 67V66H45ZM74 67V66H73ZM77 67V66H76ZM81 67V66H80ZM109 67V66H108ZM111 67V66H110ZM120 67V66H119ZM124 67V66H123ZM175 67V66H174ZM178 67V66H177ZM181 67H179L180 68V70L182 69ZM188 67V66H187ZM195 67V66H194ZM198 67V66H197ZM228 68L230 67V66H227ZM251 67V66H250ZM5 68V69H4ZM69 68H70V66H69ZM69 68H68V66H67V68L66 69H68L69 70ZM71 68H72V66H71ZM78 68V67H77ZM76 68V69H77ZM112 68V67H111ZM129 68V69H130ZM131 68V69H132ZM200 68V67H199ZM215 68V67H214ZM213 68V69H214ZM219 68V67H218ZM221 68H223V67H221ZM225 68H226V66H225ZM227 68V69H228ZM254 68V67H253ZM10 69V68H9ZM46 69V68H45ZM50 69V68H49ZM59 69V68H58ZM65 69V70H66ZM123 69V68H122ZM156 69V71H157V68H155ZM154 69V70H155ZM163 68H161L160 70L158 69V72L160 71V73H161V71H164V69L162 70ZM205 69V68H204ZM230 69V68H229ZM233 69V68H232ZM255 69V68H254ZM7 70H6V72H7ZM48 70V69H47ZM51 70H52V68H51ZM64 70V71H65ZM67 70V73L69 72ZM110 70H112V69H110ZM133 70V69H132ZM186 71H187V68L185 69ZM220 70V69H219ZM236 70H237V68H236ZM9 71V70H8ZM42 71V70H41ZM46 71V70H45ZM53 71H54V68H53ZM52 71V72H53ZM125 71H127V69L126 70H124V73H125ZM134 71V70H133ZM169 71V70H168ZM178 71H179V69H178ZM178 71H176V73L178 72ZM191 71H193L192 69H191ZM191 71H190V69H189V72L190 73H187V72H184V70L182 69L181 70V73H180V71H179V74H181V76H183V77H181V78H184V76H190V74H192L191 73ZM211 71V70H210ZM43 72V71H42ZM55 72V71H54ZM114 72V71H113ZM117 72H118V70H117ZM128 72V71H127ZM132 72V71H131ZM158 72H156V73H158ZM165 72H166V70H165ZM171 72H173V71H171ZM171 72L169 71V72H167V73H170L171 74ZM203 72V71H202ZM220 72V71H219ZM238 72V71H237ZM243 72V71H242ZM9 73V72H8ZM11 73V72H10ZM15 73H16V71H15ZM61 73V72H60ZM62 73H64L63 71H62ZM130 73V72H129ZM136 73H138V72H136ZM135 73V77H136V74ZM140 73H142V72H140ZM174 73V72H173ZM172 73V76H174V74ZM201 73V72H200ZM215 73V72H214ZM214 73H212V74H214ZM221 73V72H220ZM22 74V73H21ZM119 74V73H118ZM122 74V73H121ZM159 74V73H158ZM166 73H164V75H165ZM216 74V73H215ZM214 74V75H215ZM223 74V73H222ZM245 74V73H244ZM3 75H4V77H3ZM125 75V74H124ZM140 74H138V76H139ZM167 75V74H166ZM178 75V74H177ZM177 75H175V76H177ZM194 75V74H193ZM199 76H200V74H198ZM207 75H209V74H207ZM211 75V74H210ZM220 75V74H219ZM249 75V74H248ZM10 76H13V74L12 75H10ZM18 76V75H17ZM47 76V75H46ZM52 76V75H51ZM123 76V75H122ZM126 76H128V74L126 75ZM202 76V75H201ZM245 76V75H244ZM16 77V75H14V77H11L12 78V80L14 79ZM32 77V76H31ZM131 77H133V76H131ZM130 77V78H131ZM193 77H196V76H193ZM204 77H205V75H204ZM211 77H215V79H216V82L215 81H213V79H211L212 80V82H214V83H217V82H220V84L221 83H224L225 85H226V82L228 81H226V79H224L225 81L224 82H221L220 80H223V79H219L218 78V76H211ZM218 79H217V78ZM243 77V76H242ZM249 77V76H248ZM19 78V77H18ZM17 78V79H18ZM23 78V77H22ZM22 78H20V79H22ZM176 78V77H175ZM189 78V77H188ZM191 78V77H190ZM189 78V79H190ZM201 78V77H200ZM208 78V77H207ZM37 79V78H36ZM47 79H48V77H47ZM167 79H168V76H167ZM169 79H170V77H169ZM189 79H187V80H189ZM202 79V78H201ZM210 79L208 78V80H209V85H210ZM239 79V78H238ZM242 79V78H241ZM245 79V78H244ZM244 79H242V80H244ZM16 79H14V81H15ZM32 80V79H31ZM38 80H40L39 78H38ZM130 80H132V78L130 79ZM161 80V79H160ZM164 80H165V77H164ZM172 80H174V79H172ZM177 80H179V79H177ZM193 80V79H192ZM203 80H206V79H203ZM248 80H251L252 81V79H249L248 78ZM248 80H246V82L248 81ZM254 80V79H253ZM19 81V80H18ZM42 81V80H41ZM151 81H154V79L153 80H151ZM150 81V82H151ZM180 81V80H179ZM197 81V80H196ZM201 81V80H200ZM239 81V80H238ZM245 81V80H244ZM16 82V81H15ZM156 82V81H155ZM162 82V81H161ZM171 82V81H170ZM174 82H176L175 80H174ZM188 82V81H187ZM189 82H190V80H189ZM231 82V81H230ZM241 81H239L238 83H240ZM245 82V83H246ZM255 82V81H254ZM254 82H251V83H254ZM201 83V82H200ZM207 83V82H206ZM213 83V84H214ZM235 83H237L236 81H235ZM242 83H244L243 81H242ZM258 83V82H257ZM15 84V83H14ZM153 84V83H152ZM159 84V83H158ZM203 84V83H202ZM208 84V83H207ZM207 84H205V85H207ZM213 84H211L212 86H210L211 88L213 87V89L214 90H216L215 88H214V86H215V84L213 85ZM220 84H219V86H220ZM228 84V83H227ZM231 84H232V82H231ZM230 84V85H231ZM247 84V83H246ZM13 85V84H12ZM42 85V84H41ZM191 85V84H190ZM193 85V84H192ZM197 85V84H196ZM195 85V86H196ZM217 85V84H216ZM225 85H221L218 89L222 92V88H224V87H222V86H225ZM234 85V84H233ZM243 85V84H242ZM248 85V84H247ZM256 85H259V84H256ZM263 85V84H262ZM262 85L260 84L259 86H261L262 87ZM5 86V87H6ZM9 86V85H8ZM232 86V85H231ZM236 86H238V85H236ZM245 86V85H244ZM252 86H255L254 84L252 85ZM13 87V86H12ZM62 87V86H61ZM217 87H218V85H217ZM222 87V88H221ZM227 87V86H226ZM234 87V86H233ZM246 87V86H245ZM249 87H251V86H249ZM63 88V87H62ZM61 88V89H62ZM67 88V87H66ZM210 88V89H211ZM222 90H221V89ZM231 87H229V89H230ZM238 88H241V86H239ZM251 88H253V87H251ZM9 89V88H8ZM17 89V88H16ZM15 89V90H16ZM57 89V88H56ZM61 89H59L60 91H61ZM227 89H228V87H227ZM242 89V88H241ZM248 89V88H247ZM259 89V88H258ZM5 90V89H4ZM55 90V89H54ZM64 90H65V87H64ZM63 89H62V91H64ZM235 90H236V88H235ZM244 90H245V88H244ZM260 90V89H259ZM2 91V90H1ZM0 91V92H1ZM14 91V90H13ZM58 91V90H57ZM61 91V92H62ZM216 91H218V90H216ZM219 91V92H220ZM231 91V90H230ZM263 91H264V87H263ZM9 92H11V91H9ZM8 92V93H9ZM16 92V91H15ZM55 92V91H54ZM59 92V91H58ZM220 92V93H221ZM237 92H239V91H237ZM260 92H262L261 90H260ZM7 93V94H8ZM217 93V92H216ZM6 94V93H5ZM3 95V96H0V116L1 117H7L8 115H9V111H11L10 109H12V105L14 106V104L16 105H18L19 103H17V102H20L21 100L20 99H22V98H17V96H10V95ZM11 94V93H10ZM264 94V93H263ZM1 95V94H0ZM12 95H13V93H12ZM24 95V94H23ZM31 95V94H30ZM218 95V94H217ZM221 95V94H220ZM26 97H27V94L25 95ZM24 96V97H25ZM262 95L260 94V97H261ZM32 97V96H31ZM259 97V98H260ZM24 99V98H23ZM32 99V98H31ZM23 101V100H22ZM22 101H21V103H22ZM25 101H27V100H25ZM253 101V100H252ZM16 105V106H17ZM11 106V108L9 109V107ZM20 107V106H19ZM14 108V107H13ZM12 112V111H11ZM11 114V113H10ZM14 114H15V112H14ZM7 115V116H6ZM2 118H0V120H1ZM3 123V122H2ZM203 123V122H202ZM206 123V122H205ZM200 125V124H199ZM203 126H204V124H202ZM257 126V125H256ZM262 126V125H261ZM264 128V127H263ZM139 141H141V139L139 140ZM183 148V147H182ZM178 149V148H177ZM181 149V148H180ZM190 149V148H189ZM175 150V149H174ZM176 151V150H175ZM174 151V152H175ZM178 151H179V149H178ZM182 151H184V149L182 150ZM179 152H181V151H179ZM33 153V152H32ZM187 153H190V152H187ZM31 154V153H30ZM33 154H36V153H33ZM52 154V153H51ZM164 154V153H163ZM170 154V153H169ZM193 154V153H192ZM1 155V154H0ZM27 155V154H26ZM32 155V154H31ZM37 155V154H36ZM172 155H174V154H172ZM177 154L175 153V155L174 156H176ZM188 155V154H187ZM34 156V155H33ZM32 156V157H33ZM53 156V155H52ZM170 155H168V157H169ZM5 157V158H4ZM26 157V156H25ZM31 157V158H32ZM36 157H38V156H36ZM47 157V156H46ZM171 157V156H170ZM23 158H24V156H23ZM48 158V157H47ZM258 158V157H257ZM12 158H9V157H6V156H3V157H0V163H6V164H12L13 166H14V164H15V162H13V161H15L14 160V158H13V161L11 160ZM32 159H34V158H32ZM263 159V158H262ZM40 160V159H39ZM38 160V161H39ZM259 160H261V159H259ZM47 161H48V159H47ZM53 161V160H52ZM256 160H254L251 164H250V166H255V164H257L258 165V167L257 168H254V167H250L249 169H248V171H249V173L250 172H252V173H254V171H255V173H256V170H257V172H260V171H262V172H264V165H262V163L261 162H255ZM263 161V160H262ZM30 162H32V161H30ZM36 162H37V160H36ZM40 162H41V160H40ZM56 162H58V161H56ZM24 163V162H23ZM42 163V162H41ZM44 163H45V160H44ZM47 163V162H46ZM52 163V162H51ZM50 163V164H51ZM55 163V162H54ZM220 163V162H219ZM218 163V164H219ZM25 164V163H24ZM221 164V163H220ZM253 164V165H252ZM20 165H21V163H20ZM30 165V164H29ZM55 165H58V163L56 164L55 163ZM1 166H2V164H1ZM0 166V167H1ZM26 166V165H25ZM31 166V165H30ZM38 166V165H37ZM219 166V165H218ZM224 166V165H223ZM55 167V166H54ZM219 167H221V166H219ZM1 168H3V167H1ZM31 168V167H30ZM29 168V169H30ZM35 168V167H34ZM40 168V167H39ZM224 168V167H223ZM27 169V168H26ZM42 169V168H41ZM47 169V168H46ZM206 169V168H205ZM219 169V168H218ZM232 169V168H231ZM1 170V169H0ZM3 170V169H2ZM5 170H7L6 168H5ZM13 171V170H12ZM224 171V170H223ZM228 171H230V170H228ZM8 172V171H7ZM227 172V171H226ZM21 174V173H20ZM214 174V173H213ZM216 174V173H215ZM220 174V173H219ZM218 174V175H219ZM228 174V173H227ZM218 175L216 174V176H214L213 178H217L218 177ZM225 175V174H224ZM229 175V174H228ZM250 175V174H249ZM255 175V174H254ZM20 175H18V177H19ZM22 176V175H21ZM212 176V175H211ZM226 176V175H225ZM220 177V176H219ZM219 177L217 178L218 179V181L217 182H219V180H221V179H219ZM221 178V177H220ZM224 179H226V178H224ZM215 180V179H214ZM178 181V180H177ZM181 182V181H180ZM173 183H175V182H173ZM222 183V182H221ZM247 183H248V181H247ZM176 184V183H175ZM171 188V187H170ZM169 189V188H168ZM115 190V189H114ZM116 192V191H115ZM115 192H114V194H113V196H112V193H111V195L108 197V199L107 200H105L104 198V203L103 204H100L101 206L99 207V209H98V206H99V204H96V205H98L97 207H95V208H97L98 210H95V208H94V212L92 211V213L93 214H91L90 215V217L91 218H87V219H89V224H91V221L93 222V224L92 225H94V227H93V229L92 230H90V231H82V230H87V228H85L84 229V227L83 228H81L82 230L80 231L79 229H80V227H79V229H77L76 228V225L78 226V224L79 225H81L80 223H76V222H78V220H76L74 217H72V216H65L64 214H62V212L64 213L65 211H63L61 208L63 207V205L62 206H59L60 205V203H57V205L56 206H54L53 208L52 207H50V209H47V208H45V207H47V206H44L45 205V203H44V205L43 204H36V203H34V202H37L36 200H41L40 202H44V198H40V196L38 195V197L35 195H33V197H31V196H28V194H27V196L26 195H24V196H20V194H19V197H15V199L13 198V200L15 201H17V202H15V203H17V204H19V205H21L22 203V205H23V207L25 206L26 208H27V210L28 211H30V213H32V215H34V213L35 214H38V215H40V216H42L43 218H44V220L46 221V223H48V225H50V226H52V228H54V229H56L57 230V232H58V238L61 240V242L62 243H66L67 244V246H72L73 244H74V242H79L80 243V245H85V244H87V242H86V240L88 239L89 240V236H90V234H92V233H94V236L93 237H96L97 238V236L99 237L100 235H102L103 237H104V234H105V236H106V233H104L103 234V232L105 231V232H107V228L106 229H104L105 228V226H107V225H105L102 221H104L103 220V215L106 213H110L111 212V210L112 209H114V208H116V209H119V210H123V214H124V212H125V210L126 209H128L129 208V206L130 205H128V207L126 206L127 204H128V201H127V199H126V202H124V201H122L123 200V198H122V200H120V198L118 197V195H117V193L115 194ZM168 191H166V193H167ZM25 193V192H24ZM118 193H120L121 194V192L119 191ZM165 193V195H168L170 192H168V194H166ZM8 194V193H7ZM85 194V193H84ZM171 194V193H170ZM190 194V193H189ZM5 195V194H4ZM9 195H11V194H9ZM13 195V194H12ZM16 195V194H15ZM102 195V194H101ZM106 195V194H105ZM133 195V194H132ZM138 195V194H137ZM161 195V194H160ZM17 196V195H16ZM99 197H100V195H98ZM103 196H104V194H103ZM112 196V197H111ZM164 196V195H163ZM169 196V195H168ZM168 196L167 197H163L162 198V196H161V198H160V196L158 195V199L157 198H152L153 200L152 201H150L149 203H151V205H152V207L150 206V207H148L147 206V208L145 207V205H141V201H142V199L140 200L138 197H133V199L131 198V200L130 199H128L129 200V202H130V204L132 205L131 206V209H129V211H130V214L132 215V216H130V218L132 219V220H128L129 222H126L125 220V222L124 221H121V222H117L116 223V229H118L116 232H118L119 230H122L121 232H123V230H126V229H128V226H130L129 225V223L130 222H132V224L133 223H135L136 222V224H137V222L139 221V222H142V223H147L146 225L144 224V226H147L148 224H152L151 226H153L154 227V224H156V225H158L159 227H161L162 225H165V223H169V222H172V220H174L176 217H178L177 215H182V214H184V213H186V212H190V211H192V210H196L197 208H194V205L199 201V200H197L196 201V199H193L192 200V197H190V198H188L187 197V200H186V197L185 196H183L184 197V199L183 198H181L183 201H185L186 200V204L188 205V206H190V207H188V208H184V209H178V208H176L177 206L175 205V203L173 204V202H172V200L171 199H169L168 198ZM186 196H188V195H186ZM190 196V195H189ZM192 196V195H191ZM10 197L11 196H9V199H10ZM105 197V196H104ZM111 197V198H110ZM132 197V196H131ZM141 197V196H140ZM148 197H149V194H148ZM16 198H18V199H16ZM64 199L66 198V197H63ZM128 198H130V197H128ZM171 198V197H170ZM2 199H4V198H2V195L0 196V204H1V208H2V206L4 205L3 203L4 202H2L1 200ZM11 199H12V197H11ZM10 199V200H11ZM66 199H68V198H66ZM81 199V198H80ZM150 199V198H149ZM180 199V200H181ZM69 200H70V198H69ZM68 200V201H69ZM82 200V199H81ZM83 200H84V198H83ZM145 200V199H144ZM148 200V199H147ZM181 200V202L180 203H182L183 201ZM194 200H195V202H194ZM232 199L230 198V201H231ZM149 201V200H148ZM163 201V202H162ZM229 201V200H228ZM227 201V202H228ZM229 201V202H230ZM255 201V200H254ZM258 201V200H257ZM54 202V201H53ZM163 203V205H161L162 206V209L160 208V204L159 203ZM233 202H235L234 200H233ZM77 203V202H76ZM83 203V202H82ZM87 203V202H86ZM126 205H125V204ZM145 203V202H144ZM143 203V204H144ZM179 203V204H180ZM232 203V201L230 202V204ZM252 203V202H251ZM255 204H257L258 206H263L264 205V199L263 200H260V201H258V202H254ZM51 204V203H50ZM72 204V203H71ZM85 204V203H84ZM95 204V203H94ZM179 204H178V206H179ZM230 204L228 203V207H231L232 206V208L236 205H238L237 203L233 206L232 204H231V206H230ZM234 204V203H233ZM6 205V204H5ZM16 205V204H15ZM64 205H66L65 203H64ZM147 205V204H146ZM175 205V206H174ZM183 205V204H182ZM182 205L180 204V206L182 207ZM240 205V204H239ZM242 205V204H241ZM77 206V205H76ZM95 206V205H94ZM125 206H126V208H125ZM227 206V205H226ZM6 207V206H5ZM13 207V206H12ZM19 207V206H18ZM66 207V206H65ZM93 207V206H92ZM91 207V208H92ZM238 207V206H237ZM243 207V206H242ZM264 207V206H263ZM8 207H6V209H7ZM14 208V207H13ZM77 208V207H76ZM125 208V209H124ZM180 208V207H179ZM241 208V207H240ZM62 211H61V210ZM80 209V208H79ZM165 211H164V210ZM243 209H244V207H243ZM242 209V210H243ZM1 210H4L3 208L1 209ZM14 210V209H13ZM26 210V211H27ZM56 210L58 211V212H56ZM92 210V209H91ZM115 210V209H114ZM245 210V209H244ZM27 211V212H28ZM67 211V210H66ZM110 211V212H109ZM113 211V210H112ZM118 211V210H117ZM116 211V212H117ZM120 211V212H121ZM128 211V210H127ZM12 212V211H11ZM11 212H8V211H6L5 212V215H4V217L12 224L11 226H13V228H14V230H13V232L14 231H16L17 232V234L18 235H16L15 237V241H17V243L18 242H23V243H25L26 244V248L25 247H23V248H25V253H23L25 256H17L16 254V256H13L12 255V253H9V252H7V250H6V252H4V254H3V256L1 257L2 258V260H1V263L2 264H66V262L64 263L63 261L61 262V261H53V262H51V263H47V262H38V263H36L34 260H33V258L32 257H34L33 255H46L49 251H48V249L46 250L45 248L43 249V248H40V247H38V246H35V245H33V244H31L30 242H27V241H25V240H23L24 238V236H21L22 234H20V233H23V235L25 234V233H30V234H36V233H41V231L43 230V228L41 227V229H39L40 231H36V229H34L33 227H32V225H31V221L29 222L28 220H24L25 218H21L20 216H14L13 215V213H11ZM16 212V211H15ZM114 212V211H113ZM184 212V213H183ZM192 212H194V211H192ZM262 212V211H261ZM18 213V212H17ZM66 213V212H65ZM115 213V212H114ZM119 213V212H118ZM122 213V212H121ZM126 213V212H125ZM182 213V214H181ZM191 213V212H190ZM233 213V212H232ZM232 213H229L230 214V216H234V214L233 215H231ZM240 213V212H239ZM238 213V214H239ZM4 214V213H3ZM107 214V215H108ZM116 214V213H115ZM115 214H113V215H115ZM123 214H120L121 216L123 215ZM263 213H261V215H262ZM23 215V214H22ZM253 215H255V213L253 214V213H249V212H244L243 211V213H241V214H239L238 215V217L239 216H241V218H244L245 220H246V222H248V221H250L251 223H253L254 221L256 222L257 220V222H259L260 220H259V218H256V216L257 215H255V216H253ZM261 215H260V217H261ZM264 215V214H263ZM106 216V215H105ZM116 216V215H115ZM124 216V215H123ZM126 216V215H125ZM129 216V215H128ZM2 217V216H1ZM108 217V216H107ZM113 217V216H112ZM237 217V215L235 214V218ZM238 217H237V219H238ZM258 217V216H257ZM264 217V216H263ZM260 218V219H264V218ZM28 218V217H27ZM84 217L82 216L81 217V219H83ZM115 218V217H114ZM240 218V219H241ZM22 219V220H21ZM78 219V218H77ZM107 219L108 218H106V222H107ZM120 219H121V217H120ZM123 219V218H122ZM128 218H126V220H127ZM233 219V218H232ZM242 220V219H241ZM244 220V221H245ZM81 221V220H80ZM85 221H86V218H85ZM88 221V220H87ZM108 221H109V219H108ZM118 221V220H117ZM233 221V220H232ZM236 221H238V220H236ZM253 221V222H252ZM261 221H264V220H261ZM260 221V222H261ZM82 222V221H81ZM116 221H114V223H115ZM138 222V223H139ZM239 222H240V220H239ZM242 222V221H241ZM32 223H34L33 221H32ZM86 223V222H85ZM84 223V224H85ZM112 222H110V223H108V224H111ZM230 223V222H229ZM89 224H87L86 223V225H89ZM135 224V225H136ZM170 224V223H169ZM256 224V223H255ZM259 224V223H258ZM257 224V225H258ZM113 225V224H112ZM155 225V226H156ZM161 225V226H160ZM256 225V226H257ZM83 226V225H82ZM158 226H156V228L158 227ZM253 226V225H252ZM89 227H91V225H89ZM111 227V226H110ZM113 227V226H112ZM139 227V226H138ZM138 227H137V229H138ZM166 227V226H165ZM188 227V226H187ZM254 227V226H253ZM40 228V227H39ZM109 228V227H108ZM147 228V227H146ZM152 228V227H151ZM194 228V227H193ZM255 228V227H254ZM114 229V228H113ZM112 229V230H113ZM136 229V230H137ZM189 229V228H188ZM191 229V228H190ZM251 229H253V228H251ZM258 229V228H257ZM111 230V231H112ZM148 229H146V231H147ZM157 230H159L160 231V229L158 228ZM193 230V229H192ZM110 231V232H111ZM115 231V229L113 230V232ZM129 231H131V229L129 228ZM132 231H135L134 230V226H133V229H132ZM132 231H131V233H132ZM138 231H140V230H138ZM153 231V230H152ZM155 231V230H154ZM153 231V232H154ZM188 231V230H187ZM262 231H264V228H263V230ZM43 232H45V231H42V233ZM88 232V233H87ZM89 232H90V234H89ZM120 232V231H119ZM120 232V233H121ZM141 232H142V230H141ZM144 232H145V230H144ZM143 232V233H144ZM156 232V231H155ZM190 232H191V230H190ZM46 233V232H45ZM112 233V232H111ZM135 233H136V231L134 232V234H133V236L134 237H136L135 236ZM142 233V235H143V237L146 235V234H143ZM145 233H147V232H145ZM14 234V233H13ZM53 234H55V236H57L56 235V233L54 232ZM115 234V233H114ZM117 234V233H116ZM124 234H126V233H124ZM137 235H138V232L136 233ZM148 234H150V232L148 233ZM147 234V235H148ZM152 234V233H151ZM264 234V233H263ZM37 235V234H36ZM44 235V234H43ZM122 235V234H121ZM126 235H128V234H126ZM131 235V234H130ZM26 236V235H25ZM54 236V235H53ZM112 235H110V237H111ZM118 236V235H117ZM129 236V235H128ZM151 239H152V236L151 235H148ZM13 237H14V235H13ZM91 237H92V235H91ZM139 237H140V234H139ZM142 237V236H141ZM148 237V238H149ZM23 238V239H22ZM54 238V237H53ZM56 238L57 237H55V242H56ZM87 238V239H86ZM105 238H108V236H106ZM104 238V239H105ZM112 238H113V236H112ZM138 238V237H137ZM136 238V239H137ZM146 238V239H145ZM145 238H139V241L141 242V240L143 241V242H145L148 238L145 236ZM149 238V239H150ZM154 238V237H153ZM92 239V238H91ZM98 239V238H97ZM148 239V240H149ZM52 240V239H51ZM94 240V239H93ZM103 239H101L100 240V243H101V241H102ZM145 240V241H144ZM153 240V239H152ZM95 241H96V239H95ZM14 242V241H13ZM86 242V243H85ZM92 242V241H91ZM19 243V244H20ZM99 243V242H98ZM65 244V245H66ZM64 245V246H65ZM75 245H78V243L77 244H75ZM74 245V246H75ZM211 245H213V246H217V247H219V248H222V252L224 253H230V252H236V253H242V254H247V255H253V254H259V255H264V238H258V239H253L252 238V240H250L249 241V243L246 245V244H244V243H242V242H236V240H232L231 238H227V237H223V238H216V239H212L211 240ZM73 246V247H74ZM86 246V245H85ZM22 247V246H21ZM84 247V246H83ZM88 247V246H87ZM20 248V247H19ZM22 248V249H23ZM66 249V248H65ZM78 249H79V247H78ZM80 249H81V246H80ZM57 250V249H56ZM56 250H54L55 252H56ZM82 250V249H81ZM84 250H85V247H84ZM84 250H82V251H84ZM4 251V250H3ZM24 251V250H23ZM54 251H52V252H50V253H53ZM75 251H76V249H75ZM73 252V251H72ZM79 252H80V250H79ZM78 252V253H79ZM86 252H87V248H86ZM194 252V251H193ZM197 252V251H196ZM64 253V252H63ZM82 253V252H81ZM83 253H85V252H83ZM201 255V252L200 253H193V255ZM20 255V254H19ZM202 255H205V252H203L202 253ZM37 258V257H36ZM91 260V259H90ZM78 261V260H77ZM219 263H223V261L222 260H217ZM89 263H91V262H89ZM93 264V263H92Z\"/></svg>", "mask_w": 264, "mask_h": 264}]
</instances>
